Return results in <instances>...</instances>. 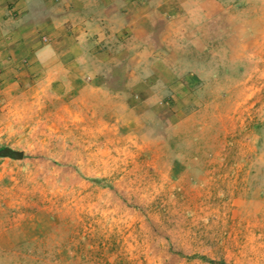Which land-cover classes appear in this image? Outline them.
<instances>
[{
	"label": "rangeland",
	"instance_id": "374dc122",
	"mask_svg": "<svg viewBox=\"0 0 264 264\" xmlns=\"http://www.w3.org/2000/svg\"><path fill=\"white\" fill-rule=\"evenodd\" d=\"M47 3L50 56L0 46V264H264V0Z\"/></svg>",
	"mask_w": 264,
	"mask_h": 264
},
{
	"label": "crops",
	"instance_id": "0c3cea01",
	"mask_svg": "<svg viewBox=\"0 0 264 264\" xmlns=\"http://www.w3.org/2000/svg\"><path fill=\"white\" fill-rule=\"evenodd\" d=\"M51 6L52 3H47V0H0V46L5 49L11 46L14 49L11 55L13 61L32 59L34 56L41 60L52 54L51 47L41 45L38 40V33L45 32L50 27ZM67 13L70 17L75 16L74 21L79 18L78 12L68 7L62 14ZM57 17L66 16L59 14ZM63 21L55 18V24ZM54 27L56 28L55 25ZM19 47L22 48L21 51H25L21 58L15 54Z\"/></svg>",
	"mask_w": 264,
	"mask_h": 264
},
{
	"label": "water",
	"instance_id": "95a60500",
	"mask_svg": "<svg viewBox=\"0 0 264 264\" xmlns=\"http://www.w3.org/2000/svg\"><path fill=\"white\" fill-rule=\"evenodd\" d=\"M12 155H13L14 158H21V155L20 154L13 153Z\"/></svg>",
	"mask_w": 264,
	"mask_h": 264
}]
</instances>
